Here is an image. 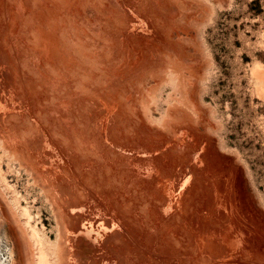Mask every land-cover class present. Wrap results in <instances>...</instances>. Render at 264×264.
Returning <instances> with one entry per match:
<instances>
[{
  "label": "rangeland",
  "instance_id": "1",
  "mask_svg": "<svg viewBox=\"0 0 264 264\" xmlns=\"http://www.w3.org/2000/svg\"><path fill=\"white\" fill-rule=\"evenodd\" d=\"M0 192L74 264H264V0H0Z\"/></svg>",
  "mask_w": 264,
  "mask_h": 264
},
{
  "label": "bare ground",
  "instance_id": "2",
  "mask_svg": "<svg viewBox=\"0 0 264 264\" xmlns=\"http://www.w3.org/2000/svg\"><path fill=\"white\" fill-rule=\"evenodd\" d=\"M28 141V140H27ZM29 143V142H28ZM12 148V147H11ZM12 153V152H11ZM18 154V153H17ZM24 154V153H23ZM29 154V153H28ZM20 158V157H19ZM26 157H24L25 159ZM30 158V157H29ZM28 158V159H29ZM36 160V159H35ZM33 161V160H32ZM31 161V162H32ZM30 162V161H29ZM34 162V161H33ZM28 165V164H27ZM35 165V164H34ZM33 166V165H32ZM30 166V168L32 167ZM34 168V166L32 167ZM30 170V169H29ZM34 171V170H33ZM38 171V170H37ZM33 173V172H32ZM58 173V171H57ZM61 176V175H60ZM34 177V175H33ZM37 178V177H36ZM64 178V177H63ZM40 179V178H39ZM61 179V178H60ZM65 179V178H64ZM50 180V179H49ZM59 180V179H58ZM67 180V179H66ZM37 181V180H36ZM47 186V185H46ZM58 186V184H57ZM78 186V185H77ZM60 187V186H58ZM65 187V186H64ZM49 188V187H48ZM62 188V187H61ZM88 189V188H87ZM50 190V188H49ZM86 191V190H85ZM47 192H49L47 190ZM52 192V191H51ZM72 192V191H70ZM1 193V192H0ZM46 193V192H45ZM84 193V192H83ZM47 195H50L48 193H46ZM45 194V195H46ZM53 194V192H52ZM91 194V193H90ZM1 196L4 197V195L1 194ZM73 196V195H72ZM93 196V195H92ZM75 197V196H74ZM48 198V197H47ZM49 198H51V196H49ZM58 198V197H57ZM56 198V199H57ZM55 199V200H56ZM3 200V199H2ZM62 200V199H61ZM52 201V199H51ZM50 202V201H49ZM56 202V201H55ZM66 202V201H65ZM78 202V201H77ZM54 203V202H53ZM52 203V204H53ZM58 203V202H57ZM85 203V202H84ZM83 203V204H84ZM55 204V203H54ZM60 204V203H59ZM58 204V205H59ZM9 205V204H8ZM16 205L18 206V209L20 210V212H18L19 210H17V207H16V210L17 212L13 211L12 209H10V212L9 214L3 210L1 208V211L4 215H6L9 220H11L12 224V229L14 230L15 234H16V237H17V242L20 246L19 250H20V256H21V259H25L26 260V263L27 264H51L50 260H49V255L52 254L55 256V261H54V264H74L70 261L69 259V248L71 247H68L67 245V235H66V226H65V221H69V224L70 221L72 220L71 219V214L70 216L71 217H66L64 212L60 211L59 212V207L56 206L58 208H55L54 205L53 208L54 210H56V223L58 222V226H59V231H58V239H57V242H51L48 238H46V236L42 235L40 233V231L37 229L36 226H32L31 225V222H30V219H31V215L28 211L27 208H23L19 205L18 201L16 200ZM57 205V204H56ZM66 205V203H65ZM63 207V205H61ZM71 206V205H69ZM74 207V206H73ZM78 207V206H77ZM85 207V206H84ZM10 208V207H9ZM70 208V207H69ZM68 208V209H69ZM79 208V207H78ZM63 209V208H62ZM75 209V208H74ZM86 209V208H85ZM12 210V211H11ZM71 210V209H70ZM73 210V209H72ZM71 210V211H72ZM4 211V212H3ZM64 211V210H63ZM67 211V210H66ZM70 211V213H71ZM54 212V211H53ZM74 213V211H72ZM81 212V211H80ZM76 214V213H75ZM21 216L23 217H26L27 220H25V224L22 223L21 221ZM77 216V215H76ZM66 219H65V218ZM89 217V216H88ZM78 218V217H77ZM90 219V218H89ZM75 220V219H74ZM10 222V221H8ZM78 222V221H77ZM68 224V225H69ZM73 224V223H72ZM26 225V226H25ZM27 227H28V230H27ZM79 227V225H78ZM9 229V227H8ZM78 229V228H76ZM79 231V230H78ZM81 231V230H80ZM74 232V231H73ZM79 233V232H78ZM77 233V234H78ZM75 235V234H74ZM76 238V237H75ZM75 242V241H73ZM35 245H38V254H37V257H36V260L34 261V258L36 256V254L34 253V249L35 248ZM79 246V245H78ZM90 248V247H89ZM79 250V249H78ZM17 253V252H16ZM124 256V255H123ZM80 257H81V260L83 256H81V253H80ZM79 257V258H80ZM126 257V256H124ZM75 258V257H74ZM79 260V259H78ZM1 262V261H0ZM75 262V260H74ZM79 263V262H78ZM91 264H95V260H92L90 262ZM88 263V264H90ZM1 264V263H0ZM76 264V263H75ZM80 264H84L83 261L80 263Z\"/></svg>",
  "mask_w": 264,
  "mask_h": 264
},
{
  "label": "flooded vegetation",
  "instance_id": "3",
  "mask_svg": "<svg viewBox=\"0 0 264 264\" xmlns=\"http://www.w3.org/2000/svg\"><path fill=\"white\" fill-rule=\"evenodd\" d=\"M19 248L16 234L7 217L0 210V263L20 264L21 254Z\"/></svg>",
  "mask_w": 264,
  "mask_h": 264
}]
</instances>
